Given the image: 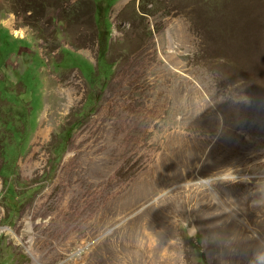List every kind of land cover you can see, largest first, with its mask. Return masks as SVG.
Returning <instances> with one entry per match:
<instances>
[{
  "label": "rangeland",
  "instance_id": "obj_1",
  "mask_svg": "<svg viewBox=\"0 0 264 264\" xmlns=\"http://www.w3.org/2000/svg\"><path fill=\"white\" fill-rule=\"evenodd\" d=\"M125 1L0 0V264H35L32 254L41 264H129L132 248H147L145 215L175 225L188 264H222L203 202L166 201L179 204L166 219L146 204L136 228L114 221L132 190L144 201L149 180L193 172L204 153L199 183L206 162L236 166L251 197L232 207L264 212V0H129L118 10ZM77 135L86 137L65 165ZM117 135L126 153L118 167L82 173L84 146L105 139V151ZM96 231L111 234L93 251Z\"/></svg>",
  "mask_w": 264,
  "mask_h": 264
},
{
  "label": "bare ground",
  "instance_id": "obj_2",
  "mask_svg": "<svg viewBox=\"0 0 264 264\" xmlns=\"http://www.w3.org/2000/svg\"><path fill=\"white\" fill-rule=\"evenodd\" d=\"M128 2L129 0L121 3L117 9L120 10L122 7L126 6ZM14 35L20 36V33L14 32ZM171 53H174L173 50ZM183 71L184 70H182L180 66L172 68V72L175 73H183ZM59 90L63 91L62 87H60ZM107 109V105L102 107L97 114V117L103 115ZM48 118L49 116L44 118V126L36 133L33 142V150L29 155V158H27L24 162L22 161L20 164L23 170L30 168V159L32 155L37 152L38 145L42 139L44 140L47 136L49 128L45 126V124L47 123ZM107 136L109 137L110 134L108 133V135H105L106 138ZM117 136L121 139L114 140V147H108L105 151H102V149L108 143L105 139L98 141V143H93L94 141L92 140L93 142L88 143L87 147L84 146L85 154L83 156V162H80L79 170L82 173H86V170H88V172L90 171V175L93 177L95 169L94 165L97 166L101 163L113 165L112 162L114 161L117 162V165L115 168L113 167L111 169H116L126 155L125 150L120 145L121 142L123 143V137L122 135ZM218 136L219 135H215V137L212 139L211 145ZM85 137L86 136L77 135L74 138V150L71 149L68 152L64 160L65 165L78 153L75 148L79 147ZM107 153H110V156ZM204 154L199 158L198 161H196V170L193 172L185 171V169L182 171V175L180 177H164L159 179V185L154 183L155 181L148 179L149 185L147 186V189L150 192L148 195H146L144 201H142L143 199H138L140 194L139 192L137 196V193L132 190L128 198L129 209L127 211L115 212L116 216L114 217V221L118 222L116 225H123L126 222H130L129 220H132L133 222L139 213L145 209L146 204L150 203L156 204L158 210L162 212L166 219V217L169 215V210H167L168 208L166 209V207L170 204H179H177V201L175 203L171 202L167 206L164 203L166 201H174L177 196H181L184 197V207H193L194 205L198 204V202H203L201 203V209L203 210L205 216H203L204 218L202 220H205L207 232L213 234V236H216L219 239V244L214 247V250L219 253L222 264H264V212H261L254 207H249L248 209L242 211H238L232 207L234 206L233 202H235L238 198L246 200L251 197L248 192L244 190V186L249 184V181L244 178L248 177L235 176L234 173L238 171V167L236 166H212L211 162H206L205 167H203V173L205 172V175L202 176V182L199 183L195 174L198 173L197 169L200 168L198 167L199 164L201 162L203 163V160H205L206 155L204 156ZM251 162H254V160ZM88 163L89 166L87 165ZM192 166L193 165H191V167ZM248 168L249 167L247 166V169ZM109 172L112 173L113 171ZM59 174H63V169ZM213 182L215 183L212 184ZM206 185L211 186L210 189H208ZM214 187L216 188L215 192L213 191ZM159 200H162L160 205ZM143 219L145 224L142 226L141 232L145 235L146 242L148 243L147 248L145 251H143L144 253L142 252V255H139L136 252V249L132 248L131 252L134 251V253L132 255L128 253L129 264H188V260L184 252V246L180 242L175 225L164 226V223L156 225L158 218L153 219L152 215H145ZM217 220L221 221L217 222ZM132 224L133 225L130 227L136 228V222H133ZM196 229V227L192 228L191 233L195 234ZM3 230L5 232H11V229L8 227L4 228ZM114 230L115 229H112L111 233H113ZM95 233L90 234L89 236V240L92 243L95 241L91 245L93 246V251L99 247V240L104 238L105 234H111L109 231H107V233L104 235L98 231ZM113 235L115 237V240L113 241L118 242V232L115 231L112 236ZM159 235L161 236V249L155 251V243H159L160 241ZM116 247L117 250L121 249V246H119L117 243ZM62 253H60L61 257ZM156 253L159 254L156 255ZM56 254L59 256V252ZM32 256L35 264L42 263L41 257L43 255L38 256L32 254ZM88 260L87 256L81 257L80 259L75 260L74 264H89ZM220 263L221 261H215L213 264ZM62 264L64 263L62 262Z\"/></svg>",
  "mask_w": 264,
  "mask_h": 264
},
{
  "label": "trees",
  "instance_id": "obj_3",
  "mask_svg": "<svg viewBox=\"0 0 264 264\" xmlns=\"http://www.w3.org/2000/svg\"><path fill=\"white\" fill-rule=\"evenodd\" d=\"M96 6H97L96 8H97V11H98L99 10V5L96 4ZM109 35H110V33H109ZM15 203H17V201H15ZM11 207L14 209L15 208V205L14 206L11 205Z\"/></svg>",
  "mask_w": 264,
  "mask_h": 264
}]
</instances>
